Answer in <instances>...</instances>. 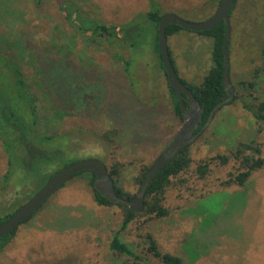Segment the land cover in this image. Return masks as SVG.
Segmentation results:
<instances>
[{
  "label": "rangeland",
  "instance_id": "rangeland-1",
  "mask_svg": "<svg viewBox=\"0 0 264 264\" xmlns=\"http://www.w3.org/2000/svg\"><path fill=\"white\" fill-rule=\"evenodd\" d=\"M156 1L164 14L203 23L217 12L220 0ZM60 2L0 0V34L26 36L38 51L45 87L53 103L67 113L60 122L50 121L49 130L66 131L76 139L70 161L97 158L110 171L118 168V185L134 197L140 191L134 179L184 124L172 110L157 50L158 29L146 17L150 0H66L88 18L109 26L133 24L135 29L128 44L114 47L77 36L74 54L63 60L51 53L50 45L60 39L68 54L76 32L60 11ZM231 20L233 103L224 104L192 144L191 167L173 179L165 194L169 216H140L124 233V241L145 264H163L149 252L150 235L162 253L181 257L184 264H264V167L253 173L246 187L227 186L224 182L237 173L238 164L214 160L244 142L259 144L264 158V122L254 116L256 105L264 101V0H239ZM168 46L180 78L202 85L214 66L212 39L181 30L168 37ZM114 55L130 61L129 77ZM24 72L35 75L31 66ZM242 82L255 84L249 88ZM114 129L118 135L105 140L104 134ZM205 163L211 164L210 172L201 178L198 168ZM8 167L0 142V178ZM88 177L74 178L23 224L0 254V264H133L110 248L123 221L122 210L100 206ZM40 188L42 182L35 176L25 181L14 177L0 207L24 204Z\"/></svg>",
  "mask_w": 264,
  "mask_h": 264
},
{
  "label": "trees",
  "instance_id": "trees-1",
  "mask_svg": "<svg viewBox=\"0 0 264 264\" xmlns=\"http://www.w3.org/2000/svg\"><path fill=\"white\" fill-rule=\"evenodd\" d=\"M37 1L38 3H42L44 0ZM221 2L222 0L219 1L218 8ZM238 2L239 0H237L233 8L232 14L237 8ZM60 3V11L68 24L73 27L76 32L72 41L73 46L71 44V46L68 47L70 49L68 54H66V49L60 45V39L52 41L53 43L50 45V51L51 53H55V56L60 59H67L70 55L74 54V40L77 36L83 37L86 42L91 44L110 45L112 47L116 44H128L131 39L132 34H130V32L135 29L133 24L132 26L130 24L124 26H109L102 21L86 17L85 12L80 7L68 3L66 0H61ZM150 7L151 10L146 14V17L154 22L158 29L164 13L156 0H150ZM181 30L185 29L170 25L167 29L168 37ZM199 34L209 37L213 41L212 55L214 66L200 86H193L180 78L192 91L193 95L204 109L203 120L197 132L207 123L215 107L228 98L223 85L225 72L223 44L227 35L226 25L222 22L215 28ZM28 40L26 36L9 38L0 34V142L2 143L9 164L6 175L0 178V204H2L7 190L12 185V179L14 177L18 176L21 181H25L30 178V176H35L38 181L42 182L43 187L55 174L64 168L84 160L78 159L70 161L69 153L72 151L71 148L76 139H73V136L69 132L58 131V129L49 130V125L52 124L50 121L60 122L67 116V113L61 106L53 103L52 95L45 87L43 70L38 67V51L33 49L28 43ZM4 46L6 49H4ZM157 50L160 54L158 35ZM262 54L264 57V49ZM114 58L123 64L127 77H129V70L131 67L130 61L118 55H114ZM25 66H31L33 68L35 73L33 77L25 74ZM162 67L167 78L163 60ZM254 84V82H242V85L249 88H252ZM169 88L171 91L173 113L184 121L182 106L177 94L171 88L170 84ZM231 103L233 102L229 104ZM250 110H252L251 107ZM254 116L259 122H264V101L256 105ZM115 135H118V130L116 129L106 132L104 138L110 141ZM191 146L181 152L152 179L146 192L145 208L140 213H133L128 206L112 203L102 196L94 188L96 176L93 173L84 172L78 175L80 178L86 175L89 176L90 187L94 193L95 201L100 206H117L122 210L123 221L121 227L114 234L110 244V248L115 254L131 258L134 261L133 264H145V260L136 252L134 246L124 241V233L140 216H155L156 218H165L169 216V210L164 206L165 194L172 184L173 179L178 178L191 167L193 162L190 151ZM214 160H218L222 165H228L231 161H235L238 164L237 173L231 174L229 180L224 182L227 186L234 184L239 187H246L253 173L264 167L262 148L255 142L240 143L229 155H219ZM210 165V163H205L199 166L198 173L201 178H205L208 175L210 172ZM148 170L149 167H146L143 172L134 179L135 184L139 188H141ZM110 174L114 179L118 195L128 200L137 196L132 197L118 185L117 179L120 178L118 168L112 169ZM22 206L23 204L21 202L17 204V201L10 203L9 207L1 205L0 223L12 218ZM36 214L31 219H33ZM16 233L17 231L11 235L0 238V254L9 245ZM148 240L150 245L149 252L163 264H184V260L181 257L169 253H162L156 240L151 235L148 236Z\"/></svg>",
  "mask_w": 264,
  "mask_h": 264
},
{
  "label": "water",
  "instance_id": "water-1",
  "mask_svg": "<svg viewBox=\"0 0 264 264\" xmlns=\"http://www.w3.org/2000/svg\"><path fill=\"white\" fill-rule=\"evenodd\" d=\"M237 0H222L217 12L206 22L191 23L176 14H164L158 26V42L160 54L166 69L168 82L177 94L182 106L184 124L177 132L171 144L158 156L143 180V184L136 197L131 200L122 198L116 191L113 177L109 168L100 159L90 158L73 163L55 174L42 188H40L30 199H28L17 213L10 219L0 223V238L11 235L17 231L26 221L31 219L51 198L60 192L69 182L84 172L93 173L96 176L94 188L105 198L115 204L128 206L133 213H140L145 208L146 192L152 179L158 175L169 163H171L181 152L188 149L200 137L201 133L208 127L215 113L224 105L234 99L235 88L231 83V55L230 43L232 39V11ZM224 22L227 35L223 44L225 57V72L223 78L224 89L228 98L221 102L212 111L207 123L197 132L203 120V111L199 101L192 91L181 81L175 68L170 49L168 46L167 29L170 25L179 26L185 30L201 33L215 28ZM190 105L189 108L187 105Z\"/></svg>",
  "mask_w": 264,
  "mask_h": 264
},
{
  "label": "crops",
  "instance_id": "crops-1",
  "mask_svg": "<svg viewBox=\"0 0 264 264\" xmlns=\"http://www.w3.org/2000/svg\"><path fill=\"white\" fill-rule=\"evenodd\" d=\"M175 68H176V66H175ZM177 70V69H176ZM177 73H178V70H177ZM179 75V74H178ZM180 77V76H179Z\"/></svg>",
  "mask_w": 264,
  "mask_h": 264
},
{
  "label": "flooded vegetation",
  "instance_id": "flooded-vegetation-1",
  "mask_svg": "<svg viewBox=\"0 0 264 264\" xmlns=\"http://www.w3.org/2000/svg\"><path fill=\"white\" fill-rule=\"evenodd\" d=\"M188 107L191 108L189 104H188Z\"/></svg>",
  "mask_w": 264,
  "mask_h": 264
}]
</instances>
